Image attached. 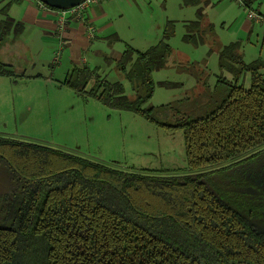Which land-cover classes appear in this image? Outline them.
Segmentation results:
<instances>
[{
    "label": "trees",
    "instance_id": "trees-1",
    "mask_svg": "<svg viewBox=\"0 0 264 264\" xmlns=\"http://www.w3.org/2000/svg\"><path fill=\"white\" fill-rule=\"evenodd\" d=\"M9 5L1 12L0 45L23 30L7 15ZM182 5L196 7L182 41L193 48L205 45L217 56L212 88L205 65H178L194 88L168 104L146 106L155 90L152 74L166 69L173 54L172 22L144 52L124 44L119 59H104L128 84L129 95L121 82H108L84 65L73 66L60 85L106 108L180 131L186 171L196 175L123 173L0 136V264H264V179L229 173L264 154V61L244 63L240 42L220 44L205 21L206 3L182 0ZM107 41L121 42L114 34ZM246 75L247 88L240 82ZM0 76L16 77L2 64ZM157 86L183 87L167 81Z\"/></svg>",
    "mask_w": 264,
    "mask_h": 264
},
{
    "label": "rangeland",
    "instance_id": "rangeland-1",
    "mask_svg": "<svg viewBox=\"0 0 264 264\" xmlns=\"http://www.w3.org/2000/svg\"><path fill=\"white\" fill-rule=\"evenodd\" d=\"M125 1L129 5H118V0L104 4L115 3L109 7L112 15H116L117 11L123 12V19L119 20L116 15L110 20L115 26L114 29L122 31L127 37L126 42L139 52H144L160 41L167 22L174 24L173 36L168 41L173 54L166 69L152 74L155 90L146 106L168 104L184 97L194 88L193 79L176 70L178 65H205L209 74L208 85L213 87L215 77L219 75L216 54L208 53L205 45L193 48L182 41L184 22L193 21L195 18L194 7H184L182 0ZM213 4L206 8L205 16L214 25V33L221 44L241 41L244 63L257 59L264 61V28L260 29L258 38L255 32L246 35L245 32L242 33L240 25L233 22L234 10L223 12V7H218L219 3ZM245 15L244 13L243 16ZM128 24L132 26L131 31L127 30ZM108 33L105 35L113 32ZM103 37L105 36H98L99 41ZM54 44L56 43L52 39L45 40L36 56L38 61L35 68H25L26 75L41 74L46 77L47 83L38 79L0 77V133H4L0 136L75 154L123 173L153 171L149 175L162 178L176 177L175 174L178 173L190 177L196 175L186 171L184 143L180 131L159 128L135 114L106 108L94 99L78 97L70 89L60 86L58 82L64 78L67 54L60 61L64 63L62 69H59L60 66L49 69L52 60L49 58L50 54L59 52L58 49L52 51L56 47ZM91 45L93 46L90 50L82 54L89 61L88 67H98L97 73L108 82H121L129 95L128 84L115 71L113 64H106L102 57L93 54L101 49L110 56V49L105 41ZM113 46L124 48L123 42ZM22 63L20 62V67ZM26 64H23V68ZM260 72L264 77V69ZM223 76L228 78L226 74ZM163 81L180 83L183 87H158L157 84ZM240 82L247 88L248 75ZM229 173L250 181H261L264 179V154L231 168Z\"/></svg>",
    "mask_w": 264,
    "mask_h": 264
},
{
    "label": "crops",
    "instance_id": "crops-1",
    "mask_svg": "<svg viewBox=\"0 0 264 264\" xmlns=\"http://www.w3.org/2000/svg\"><path fill=\"white\" fill-rule=\"evenodd\" d=\"M245 1L246 3H248V5H244V3L243 6H240L236 3L235 0H200L201 4L206 3V6L204 7V15L206 8L210 6L211 3H219L218 7H223V12H226L229 9L234 10L235 13H233L235 15V19L233 20V22H237L240 25L242 33L245 32L246 35H250L255 32L256 37L258 38L260 36L259 31L260 29L264 28V24L250 21L246 18V15L245 17L243 15L244 13L246 14L247 10H250L261 16H264V0ZM105 2L110 3L111 0ZM105 2L95 5H89L87 8H85L84 11L81 12V14L72 15L67 13V11L62 12L49 9L48 7L39 3L37 0H0V21L3 19V16L1 14L2 8L6 6V4H10L7 10V15L12 20H14L15 22H19L23 26L22 33L18 37L9 36L3 41V43H1L0 64L11 67V69L14 71L15 76L18 78H21L19 76H22V78L24 79H38L43 80L45 81V83H47L48 80L46 79V77H42L41 74L32 76L26 75L25 68H28V66L35 68L36 62L38 61H36V56H38V51L41 45H43L45 40L50 39H52L54 43H56L54 44L56 47H53L52 51L55 52L58 49L59 52L55 53V55L50 54L49 58L50 60L52 58V60L49 65V69L50 67L57 66H60L59 69H62L64 63H60V61L67 54L66 64L63 69L64 78L73 66L80 67L84 65L88 67L89 61L84 58L82 54L90 50V48L93 46L91 45V43H102L103 41H105V44L110 49L109 57L101 49L93 52V54L102 57L103 60L105 58L113 60L119 59L124 48H114V44L108 42L107 37L114 34L119 38L121 42H123V45L126 44L130 47L132 46L128 42H126L127 37H125L122 31L114 29L115 26L110 20V18H113V16L116 15L117 17H119V20L123 19V12L117 11L116 15H112L109 7L115 5V3L108 5L104 4ZM117 4L129 5V3H127L125 0H118ZM194 8L196 9V7ZM205 21L206 23L211 24L214 30V25L206 20V16ZM185 23L186 22H184V24ZM127 30H132V26L130 24L127 25ZM108 32L113 33H111L110 35H105L109 34ZM98 36L105 37L100 39L102 41H99ZM262 40H264V37H262ZM218 42L221 44L219 40ZM235 42H240L241 44V41ZM59 56L60 59H58ZM56 57L57 59H55ZM20 62H23L21 67ZM44 62L46 63L47 61ZM25 63H27L26 67L24 66L23 68V64ZM97 68L98 67L94 69ZM60 83L61 81L58 82L59 85ZM4 99L7 102V98L5 95ZM14 117H16V113ZM0 120L2 119L0 118ZM7 139L10 138L7 137Z\"/></svg>",
    "mask_w": 264,
    "mask_h": 264
},
{
    "label": "built area",
    "instance_id": "built-area-1",
    "mask_svg": "<svg viewBox=\"0 0 264 264\" xmlns=\"http://www.w3.org/2000/svg\"><path fill=\"white\" fill-rule=\"evenodd\" d=\"M105 1H108V0H86L85 2L80 4L79 6L67 11V13L72 14V15H79L89 5H92V4L95 5V4H99V3L105 2ZM235 1L240 6H243V3L241 2V0H235ZM246 18L248 20H250V21H254V22H258V23L264 24V16H261V15L255 13V12L250 11V10L246 11ZM55 59H57V57Z\"/></svg>",
    "mask_w": 264,
    "mask_h": 264
},
{
    "label": "water",
    "instance_id": "water-1",
    "mask_svg": "<svg viewBox=\"0 0 264 264\" xmlns=\"http://www.w3.org/2000/svg\"><path fill=\"white\" fill-rule=\"evenodd\" d=\"M42 5L57 11H69L73 9L86 0H37Z\"/></svg>",
    "mask_w": 264,
    "mask_h": 264
}]
</instances>
